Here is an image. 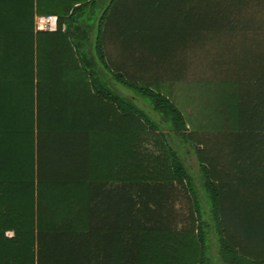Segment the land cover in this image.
I'll return each instance as SVG.
<instances>
[{
  "label": "trees",
  "instance_id": "16d2710c",
  "mask_svg": "<svg viewBox=\"0 0 264 264\" xmlns=\"http://www.w3.org/2000/svg\"><path fill=\"white\" fill-rule=\"evenodd\" d=\"M98 6L0 0V264H264V0Z\"/></svg>",
  "mask_w": 264,
  "mask_h": 264
},
{
  "label": "rangeland",
  "instance_id": "374dc122",
  "mask_svg": "<svg viewBox=\"0 0 264 264\" xmlns=\"http://www.w3.org/2000/svg\"><path fill=\"white\" fill-rule=\"evenodd\" d=\"M111 88L114 91L119 92L122 95H125L128 98H131L133 101H135V98L133 97L131 92H128L125 88H123L121 85L117 84L116 82H111ZM137 105L143 109L147 114H149L151 119H154L155 121H159V118L155 113H153L148 105H146L141 99H136L135 101ZM172 144V147L178 152L179 158L183 161L184 166L191 175V178L193 180V184L195 187L196 194L198 195V198L201 201L202 205V210L204 212V218L206 221H208L209 216H208V203L206 200V196L203 192V189L201 187V181H200V175H199V169L196 163L195 155L194 153L189 149L188 146L182 145L178 140H175ZM208 242H209V247H210V257L212 259L213 264H222L220 262L219 256H218V249H217V244L215 237L213 235V232L211 229L208 230Z\"/></svg>",
  "mask_w": 264,
  "mask_h": 264
},
{
  "label": "crops",
  "instance_id": "0c3cea01",
  "mask_svg": "<svg viewBox=\"0 0 264 264\" xmlns=\"http://www.w3.org/2000/svg\"><path fill=\"white\" fill-rule=\"evenodd\" d=\"M109 0H98V4H99V9H103L107 4H108ZM49 19V25L51 27L50 30H44V31H54L56 28V17L55 16H51L48 17ZM40 19V18H37ZM41 19H47V17L41 18Z\"/></svg>",
  "mask_w": 264,
  "mask_h": 264
},
{
  "label": "built area",
  "instance_id": "2783aa9c",
  "mask_svg": "<svg viewBox=\"0 0 264 264\" xmlns=\"http://www.w3.org/2000/svg\"><path fill=\"white\" fill-rule=\"evenodd\" d=\"M49 18L47 19H36V29L38 31L50 30Z\"/></svg>",
  "mask_w": 264,
  "mask_h": 264
}]
</instances>
